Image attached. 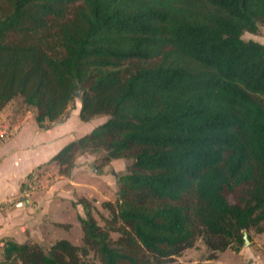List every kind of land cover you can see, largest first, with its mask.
I'll list each match as a JSON object with an SVG mask.
<instances>
[{"label": "trees", "instance_id": "16d2710c", "mask_svg": "<svg viewBox=\"0 0 264 264\" xmlns=\"http://www.w3.org/2000/svg\"><path fill=\"white\" fill-rule=\"evenodd\" d=\"M262 22L264 0H0V108L44 128L78 92L79 120L107 119L51 158L58 174L129 162L103 226L79 201L80 246L3 239L0 264H165L262 233L264 46L241 39Z\"/></svg>", "mask_w": 264, "mask_h": 264}, {"label": "crops", "instance_id": "0c3cea01", "mask_svg": "<svg viewBox=\"0 0 264 264\" xmlns=\"http://www.w3.org/2000/svg\"><path fill=\"white\" fill-rule=\"evenodd\" d=\"M77 109L80 104L73 111ZM73 111L62 121L41 128L35 120V109L20 100H11L0 108V241L53 243L54 231L49 230L52 223L59 228L66 227L58 221L62 216H58L55 206L59 207L62 204L59 201L63 200L54 194V189L31 191L28 184L36 171L52 163L51 158L61 148L91 131L88 129L86 133L77 134V125L69 123ZM89 121L80 120L83 124ZM93 160L91 154L76 157L69 178L60 176L57 166L52 164L59 180L69 179L75 193L81 192L78 189L82 188L90 190L88 193L82 191L83 196L80 195L86 199L84 196L97 192L92 182L99 183L98 171H92ZM23 184L25 189L21 191ZM60 239L64 238L57 240Z\"/></svg>", "mask_w": 264, "mask_h": 264}, {"label": "rangeland", "instance_id": "374dc122", "mask_svg": "<svg viewBox=\"0 0 264 264\" xmlns=\"http://www.w3.org/2000/svg\"><path fill=\"white\" fill-rule=\"evenodd\" d=\"M243 41H254L264 46V22L257 26V31L254 34L244 32L241 36ZM79 106V100L75 98L74 102L67 107L66 113L62 121L69 112L73 111ZM78 112L73 111L69 119V123H75L77 134L86 133L85 130H92L96 126L102 124L107 119L106 116L99 115L93 117L88 123H81L78 118ZM83 133V134H84ZM93 157L92 171H98L96 176L98 177V182H92L96 187L97 192L84 196L86 199L82 198L83 192L88 193L90 190L78 189L81 192L75 193L70 180H59L58 175L53 169V164L45 165L44 168L36 171L28 185L29 190L41 191L42 188L54 189V194L61 198L63 201L59 207L55 206L58 216V221L64 225L65 228L56 227V224L52 223L49 230L54 231L53 240L64 238L67 239L71 244L75 246L81 245V230L79 227L78 218L83 217V208L79 204V200L84 199L88 202V208L91 214L99 226L104 225V221L110 217V213L102 207V203L109 201L115 203L116 188H117V176L125 174L128 170L129 162L124 160L113 161L105 166H100L101 154H91ZM62 190V191H61ZM63 197H61V196ZM82 195V196H80ZM54 211V210H53ZM49 217V222H51ZM112 238H116V234L111 235ZM249 244L242 245L237 252L228 248L223 252L212 251L209 249L202 240H197L194 247L190 249H184L180 256L173 257L168 260L165 264H264V231L260 234L255 233L253 230L249 231ZM50 241H44L41 243L32 242L27 245H37L42 248H47ZM211 256L213 257L211 259ZM211 259V260H208Z\"/></svg>", "mask_w": 264, "mask_h": 264}, {"label": "water", "instance_id": "95a60500", "mask_svg": "<svg viewBox=\"0 0 264 264\" xmlns=\"http://www.w3.org/2000/svg\"><path fill=\"white\" fill-rule=\"evenodd\" d=\"M74 95H75L76 98L79 97V93L78 92H76ZM242 241H243V245L244 246L249 244V240L247 238V234H246L245 231L242 232Z\"/></svg>", "mask_w": 264, "mask_h": 264}]
</instances>
